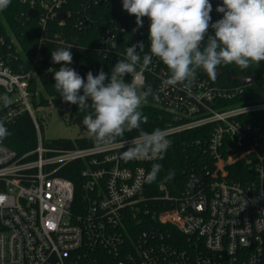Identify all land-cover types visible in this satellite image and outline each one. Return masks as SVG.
I'll return each instance as SVG.
<instances>
[{
	"label": "built area",
	"instance_id": "obj_1",
	"mask_svg": "<svg viewBox=\"0 0 264 264\" xmlns=\"http://www.w3.org/2000/svg\"><path fill=\"white\" fill-rule=\"evenodd\" d=\"M22 2L28 6V19L44 32L70 23L90 29L99 21L104 57L125 58L124 43L142 42L139 35L125 38L128 18L122 0ZM210 3L214 23L222 18L216 11L222 0ZM30 11L36 12L35 19L29 18ZM11 61H23L27 69L17 73ZM44 61L40 49L31 62L26 60L0 11V121L9 129L28 115L37 138L36 147L24 154L0 144V264H264V127L247 120L264 114V100L235 103L247 85L216 86L202 70L190 90L168 85L169 72L155 57L147 70L138 67L144 82L146 74L160 78L159 95L180 116L179 125L162 130L167 139L172 143L178 134L207 130L208 152L215 159L211 169L191 175L179 198L159 183L161 199L171 208L143 229L145 177L159 159H123L132 139L83 149L45 143L35 111L50 114L54 106L36 105L34 95L39 93L31 88ZM5 99L14 102L7 105ZM238 163L249 169L242 182L230 178ZM74 164L81 168L80 204L75 203L74 183L59 176Z\"/></svg>",
	"mask_w": 264,
	"mask_h": 264
},
{
	"label": "clouds",
	"instance_id": "obj_2",
	"mask_svg": "<svg viewBox=\"0 0 264 264\" xmlns=\"http://www.w3.org/2000/svg\"><path fill=\"white\" fill-rule=\"evenodd\" d=\"M10 3L11 0H0V11ZM122 7L136 18L137 28L133 32L143 26L142 18L149 19V52L144 53L143 42L125 47V58L115 63L110 77L101 69L95 76L89 71L85 81L69 66L73 61L72 47L57 48L51 53L52 61L63 62V66L54 71V86L64 102L79 106V112L91 110L83 118V124L97 147H108L125 132L140 130L122 158L163 159L171 146L166 133L161 129L152 132L141 129V124L148 121L142 107L149 97L158 101L159 96L150 85L145 86L138 67L147 70L155 57L169 72L166 83L180 84L185 90L195 84L198 70L215 80L221 66L234 64L241 70L259 67L264 62V0H222L216 7L222 18L214 23H210L213 10L210 0H122ZM110 39L115 41L116 37ZM116 46L115 42L111 44L112 48ZM129 75L133 79L126 82ZM8 135L4 122L0 121V141ZM161 168V164L154 163L145 183L155 182Z\"/></svg>",
	"mask_w": 264,
	"mask_h": 264
},
{
	"label": "trees",
	"instance_id": "obj_3",
	"mask_svg": "<svg viewBox=\"0 0 264 264\" xmlns=\"http://www.w3.org/2000/svg\"><path fill=\"white\" fill-rule=\"evenodd\" d=\"M27 10L28 6L23 3L22 0H11L9 7L3 11V15L22 47L28 62L33 60L39 49L40 53L45 56L43 66L37 71L36 80H33L31 83L34 94L36 91L39 93L38 96L34 95V103L36 105L40 103L44 106H49L51 104L57 109L67 112L70 117V123L78 125L81 132L88 133L86 126L83 124V118L91 110L86 109L83 112H79L78 105L63 101L61 95L54 86L55 80L53 78L54 71L59 70V68L63 66V62L60 64L53 63L51 53L57 48L72 47L70 51L72 52L73 61L69 66L80 74L85 81L89 71L95 76L101 69L110 77L112 67L117 61L124 59V57L115 54L104 57L100 53L99 48L103 28L99 21L90 29L80 30L70 23L62 29L54 25L52 31L48 32L46 29L44 32L37 21L28 19ZM100 10L101 9H97L96 11L99 12ZM113 15H116V13L114 12ZM124 16L128 18L126 40L132 39L135 35H139L145 45L144 52H149L148 46L150 41L148 39V29L150 22L143 20V26L133 32V29L137 28L135 16L129 15L128 13H125ZM43 34L46 37V42L41 44L40 39ZM55 35H58V39H55ZM122 47L121 49L125 52V47L130 46L124 43ZM10 63L17 73L27 69V65L23 61L18 63L11 61ZM162 65L165 66L163 63ZM221 67L222 68H218L217 71H222L223 76L215 80L209 79L216 86H240L239 83L233 82L231 77L256 78L254 83L245 86L244 94L241 95L235 103H250V101L264 100V62H261L257 68L253 65L246 70H241L234 64ZM125 80L126 82H131L132 76H126ZM159 83L160 78L157 75L146 74L145 86L150 85L153 91L159 96L158 101H154L152 97H149L148 103L141 109L143 115L148 118L147 123L141 124V129L146 132H152L155 129L164 130L181 123L180 116L165 106V102L157 91ZM80 94H83L82 90ZM73 120H75V122H73ZM247 120L261 123L264 127V114L249 116ZM7 130L10 135L0 141L1 145L19 154L30 152L36 147V131L28 115H24L15 126ZM139 131L140 130H133L131 132H125L122 137L117 138L116 142L133 139L139 135ZM207 139V130L178 134L171 139V146L163 154L164 158L155 162L162 165L156 181L151 184L147 183V192L145 193L146 200L143 205V229H146L151 222H155L157 214L171 208L170 203L161 199V194L157 189L159 183H165L169 188L171 196L179 198L183 193L186 181L192 174L198 175L202 169L206 168L209 170L213 167L215 159L208 152ZM52 143L62 149L97 147L94 138L91 136L78 138L75 141L61 139L53 141ZM153 164L148 167V172L151 171ZM247 169L248 167H246L244 163L236 164L230 169V178L237 182H242L245 176L244 173L247 172ZM80 173L81 168L77 164H74L63 169L59 174L60 177L74 183L76 204L81 203ZM172 174L175 175L174 181H172L171 178ZM173 233L177 235V232L173 231Z\"/></svg>",
	"mask_w": 264,
	"mask_h": 264
},
{
	"label": "rangeland",
	"instance_id": "obj_4",
	"mask_svg": "<svg viewBox=\"0 0 264 264\" xmlns=\"http://www.w3.org/2000/svg\"><path fill=\"white\" fill-rule=\"evenodd\" d=\"M5 102L7 105H10L14 102V99H5ZM35 113L41 119L42 135L47 144L61 139L75 141L78 138L90 136L88 133L81 132L78 125L70 123V117L67 112L61 111L56 107L52 108L50 114L47 110H36ZM46 114L49 116L48 119L44 118Z\"/></svg>",
	"mask_w": 264,
	"mask_h": 264
},
{
	"label": "water",
	"instance_id": "obj_5",
	"mask_svg": "<svg viewBox=\"0 0 264 264\" xmlns=\"http://www.w3.org/2000/svg\"><path fill=\"white\" fill-rule=\"evenodd\" d=\"M29 18L31 19H35L36 18V12L35 11H30L29 14H28ZM63 15H61L60 17V20L63 19ZM206 75V74H205ZM207 76V75H206ZM223 76V72L218 70L217 71V77H221ZM208 77V76H207ZM210 78V77H209ZM231 80L233 82H238L240 83L241 85H251L252 83H254L256 81V78L255 77H231ZM73 122H75V120H73ZM171 178H172V181H174L175 179V175L172 174L171 175Z\"/></svg>",
	"mask_w": 264,
	"mask_h": 264
}]
</instances>
